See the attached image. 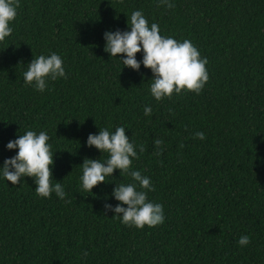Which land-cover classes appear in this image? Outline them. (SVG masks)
I'll list each match as a JSON object with an SVG mask.
<instances>
[{"label": "trees", "instance_id": "16d2710c", "mask_svg": "<svg viewBox=\"0 0 264 264\" xmlns=\"http://www.w3.org/2000/svg\"><path fill=\"white\" fill-rule=\"evenodd\" d=\"M169 2L175 7L19 0L12 34L0 42V264H264V0ZM135 10L162 36L190 40L207 57L199 94L157 101L151 69L133 70L105 51L104 33L130 31ZM52 53L66 77L48 79L43 92L26 85L28 64ZM118 127L137 152L132 170L155 188L144 190L148 201L163 205L156 227L124 225L105 208L120 203L117 185L133 183L119 169L92 193L82 188L84 160L108 158L87 145L89 134ZM29 130L48 134L51 182L64 199L38 196L33 177L15 185L3 177L4 160L18 152L8 142ZM242 236L248 245H239Z\"/></svg>", "mask_w": 264, "mask_h": 264}, {"label": "clouds", "instance_id": "9594fccd", "mask_svg": "<svg viewBox=\"0 0 264 264\" xmlns=\"http://www.w3.org/2000/svg\"><path fill=\"white\" fill-rule=\"evenodd\" d=\"M167 8L175 5L169 0H161ZM19 0H0V42L12 34L10 22L17 16ZM130 31H106L105 51L111 57H119L124 66L139 71L141 63L151 69L153 73L150 91L152 96L160 101L165 97L171 98L173 93H181L184 90L199 94L209 80L206 65L207 57L201 58L197 47L190 40L177 41L172 37H164L160 34L159 25L149 22L142 11L135 10L128 16ZM143 52L142 61L137 60V53ZM118 54H124L118 56ZM25 84L34 85L36 90L43 92L47 87L48 79L56 80L66 77L62 58L56 53L50 56L40 55L35 57L23 73ZM145 115L152 114V108L145 106ZM199 139H205L203 132L195 133ZM49 136L41 131H27L11 140L7 148L18 149L15 156L5 159L2 165L3 177L13 185L18 184L22 177L35 178L36 194L42 198H49L53 192L60 199L66 196L60 183L52 184V166L54 155L51 145L47 142ZM161 139L155 140L157 147L161 146ZM89 147H95L103 154L108 153L106 161L86 158L81 164L83 174L81 176L82 188L87 193H92L94 186L106 181V177L113 176L119 169L122 176H130L133 183L119 184L112 195L120 203L115 205L105 204V208L115 212V216L121 218L124 225L143 229L156 227L165 220L163 205L153 203L147 199V191H155L150 179L138 170H132V158H138L135 146L130 142L124 127H118L113 133L107 129H101L99 134H89L87 139ZM183 147V145H181ZM143 152V145L140 146ZM141 190H137V189ZM124 205H127L125 207ZM239 245L246 246L250 243L248 236H242ZM87 255V253H85Z\"/></svg>", "mask_w": 264, "mask_h": 264}]
</instances>
